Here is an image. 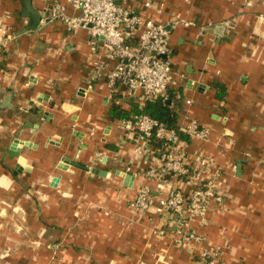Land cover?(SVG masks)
<instances>
[{
  "label": "crops",
  "instance_id": "obj_1",
  "mask_svg": "<svg viewBox=\"0 0 264 264\" xmlns=\"http://www.w3.org/2000/svg\"><path fill=\"white\" fill-rule=\"evenodd\" d=\"M145 1L128 4L158 23L192 22L168 28L183 81L165 102L175 127L197 118L211 128L210 141L189 139L187 150L225 172L228 197L199 228L204 247L219 248L224 264H264V0ZM57 2L80 14L67 0H32L31 30L22 0H0L18 36L0 54V264H197L172 232L159 234L155 210L134 217V188L160 189L133 176L151 156H135L118 124L147 102L101 82L88 89L89 32L48 23Z\"/></svg>",
  "mask_w": 264,
  "mask_h": 264
},
{
  "label": "built area",
  "instance_id": "obj_2",
  "mask_svg": "<svg viewBox=\"0 0 264 264\" xmlns=\"http://www.w3.org/2000/svg\"><path fill=\"white\" fill-rule=\"evenodd\" d=\"M128 1L67 0L80 11L78 15L68 14L66 6L57 2L52 5L47 22L58 20L69 31L89 32L92 69L88 89L101 82L111 92L124 88L129 96H138L143 102L166 101L168 91L183 81L171 61L173 48L168 28L192 22L177 15L169 22L158 23L143 17ZM154 4V0H146L144 5ZM244 4L249 5L250 1L244 0ZM11 16L8 10L0 14V54L18 37L9 23ZM118 126L124 134L133 136L135 156H151L150 165L132 175L156 183L160 189L156 195L150 184L134 188L128 198L134 217L155 210L160 221L159 234L172 232L178 246L198 254L197 264H224L219 248L204 247L206 235L199 228L210 223L209 213L221 207L228 197L225 172L211 157L201 152L190 155L187 150L189 139L210 141L211 128L197 118L169 127L144 112L120 120Z\"/></svg>",
  "mask_w": 264,
  "mask_h": 264
},
{
  "label": "trees",
  "instance_id": "obj_3",
  "mask_svg": "<svg viewBox=\"0 0 264 264\" xmlns=\"http://www.w3.org/2000/svg\"><path fill=\"white\" fill-rule=\"evenodd\" d=\"M124 90H125L124 88H119L120 92ZM135 111H138V110H135ZM141 112H138L137 115ZM143 112L160 120L161 122L165 123L169 127H175V122L177 120V113L174 110H172L165 101L161 99L147 101V105L145 106ZM129 116L130 115L128 112L120 114V117L122 118H128ZM182 137L185 140H188V136L186 134H182Z\"/></svg>",
  "mask_w": 264,
  "mask_h": 264
},
{
  "label": "water",
  "instance_id": "obj_4",
  "mask_svg": "<svg viewBox=\"0 0 264 264\" xmlns=\"http://www.w3.org/2000/svg\"><path fill=\"white\" fill-rule=\"evenodd\" d=\"M23 4V9H24V15L28 16L29 19V25L28 28L31 30H34L39 27L40 25V15L39 13L32 7V0H22ZM172 92L169 91V94ZM13 153L17 154V151H14ZM91 171L96 174H102L106 175V172H103L101 170H97L95 168H92ZM128 177H132L131 175L128 174ZM132 179V178H131Z\"/></svg>",
  "mask_w": 264,
  "mask_h": 264
}]
</instances>
